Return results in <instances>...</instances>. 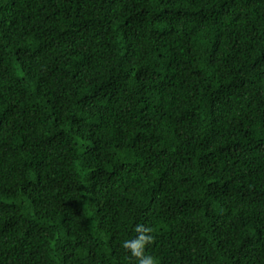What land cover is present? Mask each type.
<instances>
[{
	"label": "trees",
	"instance_id": "obj_1",
	"mask_svg": "<svg viewBox=\"0 0 264 264\" xmlns=\"http://www.w3.org/2000/svg\"><path fill=\"white\" fill-rule=\"evenodd\" d=\"M264 264V0H0V264Z\"/></svg>",
	"mask_w": 264,
	"mask_h": 264
},
{
	"label": "clouds",
	"instance_id": "obj_2",
	"mask_svg": "<svg viewBox=\"0 0 264 264\" xmlns=\"http://www.w3.org/2000/svg\"><path fill=\"white\" fill-rule=\"evenodd\" d=\"M133 231L136 235L131 239L123 241V247L127 249L132 257L136 258V264H157V260L152 255L145 253V248L153 240L151 228L143 224H136Z\"/></svg>",
	"mask_w": 264,
	"mask_h": 264
}]
</instances>
